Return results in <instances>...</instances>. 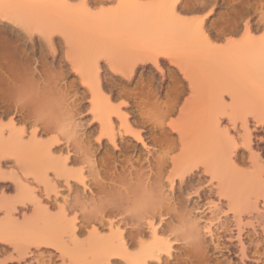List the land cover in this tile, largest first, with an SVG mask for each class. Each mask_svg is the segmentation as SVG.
I'll list each match as a JSON object with an SVG mask.
<instances>
[{
	"label": "rangeland",
	"instance_id": "1",
	"mask_svg": "<svg viewBox=\"0 0 264 264\" xmlns=\"http://www.w3.org/2000/svg\"><path fill=\"white\" fill-rule=\"evenodd\" d=\"M101 1L100 3L95 0H0L1 12H5V14L13 16L14 18L21 17V20L18 19L20 22L24 23L22 24V26H24L23 28L25 29L28 27L24 32V29L19 30V27L16 25L14 26L11 24L12 27H10L8 24L1 23L0 21V33L3 35L0 36V50L3 51V48L8 45L9 48L7 46V49L10 51L12 50L11 52L16 53L18 50V54L16 53L18 62L21 61L22 63H26L28 61V66L26 68L20 67L17 71L14 70V79L12 78L13 75L10 76V82L12 80L11 83H18L19 80L21 82L22 79L21 83L28 80L29 86H31L30 84L32 83L34 86L36 85V88L33 86L35 88L34 92L30 91L31 88L28 89L27 92H25V90L23 92L22 87L21 90L18 91L22 94L16 95L18 92L14 94L11 89V91L8 92V87L3 86L4 88H1L2 84L0 83V136H3L0 138L2 139L0 140V145L5 141H8V143L10 141L13 142L12 145L10 143V147L7 143L6 146L12 150L11 152L14 155V157H8V160L0 159V213H2V215H0V244L4 246L0 248V264L103 263L104 261L102 262V258L99 256L95 258V254V256L90 254V252H95L93 247L96 249V245L98 247L100 245V242H97L100 241L97 240L98 237L96 236V238H94L90 235L92 233L91 230L96 227L99 228L98 235L102 233L99 237L103 234V238L105 236L108 237L111 232L109 229L110 224H107V228H100L98 224H91L88 228V230L91 231L90 235L86 232L84 234L79 233V240H77L76 238L78 237H76L72 231V227L75 224H68V222L64 221L59 212L58 205L50 206L48 203L50 199L47 200L46 198L45 200L47 196L44 195H49L52 199H58V203H63L67 198H74L78 191L75 189L69 190L70 187L65 183L67 179L72 181L71 184L77 182L82 189H80L81 192L83 191L84 187L82 186L84 185L78 180L80 179L79 169L85 165L80 163H67L64 161L68 153L67 151L69 150L66 145L69 146L68 144L73 141H71V139H74L71 143L73 144L81 139L78 137H84L85 134L87 135V133H89V135H91L92 144H95L93 147L91 146L92 149L90 153L95 155L97 160L103 157L106 149H99V145L96 144V140L101 134L100 123L96 120V115L103 116V119L104 117L106 118V116H108V118L110 116L111 122H113L110 123L112 127H115L113 131L116 129L114 131L116 133L118 130H124L120 118L116 113L130 114L132 116V112L135 110L133 104L131 103L130 105L129 103V99L133 97L132 95L137 96L136 99L140 98L138 100L141 101L144 98L147 99V96L149 98L150 95V98L155 97L157 93L156 95H158V97L161 96V101L166 102L168 99L167 97L172 98V95H174L173 91H175L176 88L180 89V87V90H184L186 93L183 94L177 106L179 110L177 111L176 109L167 119V123L170 125L167 131L170 137L177 141V149L171 154L176 166L171 164L169 170L172 171L176 168L174 173H180V171H183V168L186 170L187 167L190 168L192 165L196 164L214 170L218 177V180H214V183L212 182L213 186L210 185L211 175H208L202 180V185H196L198 178L189 182V187L185 188L186 192L185 190L183 192L185 197H190V194H194L198 188L200 190V188L203 189L206 187L208 191L202 193L201 199H197L198 197L195 194L196 197L192 195L194 198L191 203L187 202V211L193 213L190 215L187 214L186 218L188 219V216L194 215L192 219L195 223L192 222L190 226H194L195 230L199 232L198 234L200 237L198 235V238L201 241L203 240V243L205 242V248L207 247L205 255L207 259L212 260L213 263L224 264L226 260L227 264H236V259L239 255L237 251L239 245L232 237L238 236L240 245H242L244 249V264H264V149H261L258 143L264 142V134H262V132H264V124H258V120H255L264 119V40L259 37L260 35H264V0H191V2L190 0H181V4H183V7L185 6V11L188 10L187 12L193 13V15L184 16L175 11V15H173L174 13L171 15L170 11L169 14L166 15L161 12L163 13L162 20H160L161 14L159 15V19L158 13H155L157 10L154 11L157 7L153 9L149 7L150 3L152 4V2L157 0ZM121 1L124 3L127 2L128 8L131 9V12L133 10V13L138 10H135L136 7L134 8L133 4L136 6L139 4L142 5V7L148 4V9H146L147 11H151L148 15L152 13L154 18L156 16L158 17V20H153H156L155 22L158 23L155 24L157 28L150 24L151 22L147 19V15H143V17L146 18L144 23L142 22L144 18L141 17L142 15L139 16V14H127V16L125 15L127 20L122 19L126 18L120 14L123 12L122 10L118 13V15H120L119 19L117 18V20H115V16L120 9H118L116 15H112V11H116V8L107 7V5L113 3L119 5L123 4ZM195 1H198L197 4L199 7L196 5ZM156 4H158V2H155L154 6H156ZM92 5L99 6V10H93ZM124 5H126V3ZM221 5H223L224 10L220 12L216 19L211 20L215 9L219 8ZM210 6L211 8L207 13L200 14L201 10L209 8ZM122 8H124V6ZM128 8L125 9L127 13L129 12V10H127ZM190 8L191 10H189ZM143 9L144 8H142V10ZM17 11L19 13H17ZM140 11H138V13ZM105 12L106 14L109 13V15L112 12L110 16L113 17V21H111L110 18L107 22L108 25H106L108 18H106V21L103 18L105 16L108 17V14L101 16L105 14ZM135 15H137V18L134 17ZM138 16L141 17L140 19L142 20L138 21ZM151 17L150 20L152 21ZM100 20H102L101 22L104 24L101 23L98 28L96 24H98ZM164 20L165 22H163ZM209 20H211V24H209ZM136 22L137 24L135 26ZM139 22L141 25L138 24ZM160 22H162V24H160ZM241 22L245 25V31L241 33L240 39L233 37L223 43L219 42L220 37H223L222 35L226 36L229 33L239 32ZM131 23H134V26ZM102 24L104 27H101ZM144 24H147V27ZM163 24H165L164 26L168 24L169 29L168 26L165 27L166 29L164 26L161 27ZM202 26H204L203 28L205 31ZM224 26L225 30L222 28ZM31 27L33 28L32 31ZM134 27H138V29ZM151 27L152 31L150 30ZM230 27L231 29L229 30L228 28ZM36 28L37 31L35 30ZM163 28L165 31L171 30V33L168 31L170 35L168 34L166 36L167 32H162L164 30ZM153 29L156 30L153 31ZM158 29H160V33L163 34H157L160 31ZM253 29L255 30L253 31ZM222 30H224V34H218ZM27 31H29V33ZM155 31L158 32L154 33V36L153 32ZM41 32L51 33L48 36L53 37L50 41L51 43L47 36L45 39V36L41 37ZM164 33L166 34L164 35ZM213 33H216V38H213ZM31 34L33 36H31ZM62 34L66 35L68 38L70 37L69 39H71V42L69 40L68 43H65ZM156 35L158 36L156 37ZM57 36H59V39L56 41ZM4 37L11 43L4 40ZM42 38L44 40H42ZM157 48H163L161 50L167 49L168 54H172V57L177 55L175 56L177 60L180 58V62L184 63L183 66L186 69V73L188 76L190 75L192 77L191 81H193V83L189 84L190 86L188 85L189 80L185 75L177 71L178 69L176 67L174 68L169 60H162L159 65L161 68L155 67L161 70L162 79L157 78L156 73L152 70V64L143 67H140V64H138L139 66L135 67V71L133 75H131L129 81L125 76L121 78V75H116L109 69L112 61L113 65L115 63L118 66L114 65L118 71L121 70L129 74L131 71L129 68L135 66L134 61L136 59L138 60L146 56V54L153 50V52L161 53ZM1 51L0 54H2ZM151 54L152 52L148 55L150 56ZM175 57L174 59L176 60ZM1 58L2 56L0 55V63L2 62ZM71 59L78 62L77 66L79 68L77 69H81V71L84 70V80L81 79L79 75L80 72L79 74L77 73L79 70L75 69L74 71L72 65L75 64V61L74 64L71 65ZM96 59H100L99 66L95 64ZM165 64H167L166 72L164 71ZM185 64L188 65L187 68H189V71H187ZM29 66H31V68ZM96 68H98V72ZM20 70H22L23 73ZM27 71L29 73L26 76ZM0 72L3 74L1 69ZM137 72H139V76H137ZM15 73L18 75L17 77ZM19 73H21V75ZM2 74H0L1 78ZM124 75L126 74L124 73ZM174 77H177V80H175ZM181 77L184 80L181 79ZM97 80H99V82L101 80L100 85L102 87H98L99 90L96 85ZM86 81H90L91 83H89L92 87L96 81L93 90ZM179 83H181V86L178 85ZM173 87H175V89ZM27 88L28 87H26V89ZM94 88L97 90L95 91ZM5 89L7 92L4 91ZM42 89L45 91V97L43 96V98L46 100L48 99L49 103L42 98L41 95L44 93ZM170 89L174 90L172 91ZM35 90L36 92L38 90V94ZM91 91L95 92L92 93ZM2 92H4V94ZM34 93L37 94L38 99H40V101L36 99L34 102L37 103V105L41 104L42 107L37 106L33 102L34 99L32 100V97L37 98ZM41 98L44 100L42 103H46L45 105L44 103H40L42 100ZM28 102L36 105L35 109H37L33 112L37 117V114H39L43 119L49 121L47 122L52 126L51 133L50 131L46 132L47 134L38 132L35 138L32 136L34 133L33 131H36L38 127L27 119L28 115H30V111L28 112L29 106H26L27 109L25 108L26 110H24V114L27 115V117L24 115L21 117L20 114H16L17 112L15 110L16 105L19 103L25 104ZM127 103L132 107H128ZM39 107L41 108L38 110ZM42 115L44 117L46 116V118ZM216 117L220 120V129H218V126H215V122H213L214 124L212 123ZM142 120L141 117L137 116L136 118H131L130 122L136 131L139 130L142 133V137L145 139L148 146L154 147L148 137H159L160 132H152L150 126H148V128L142 127L141 122H139ZM226 120L228 123H225ZM94 121L95 126L92 127ZM105 121L108 122L107 119ZM135 121L137 123L134 126ZM15 124L17 126H15ZM229 124L231 127H229ZM88 126L90 127L88 128ZM214 126L217 127L218 130H216ZM23 127H25L24 130L26 131H24L25 134L23 133L24 135H22L21 140L18 138V134L16 135L13 131L12 134L11 130L12 128L14 130H19L18 128L23 129ZM108 128L110 127L106 126V129ZM214 129L216 130L215 132H219H213ZM122 132L123 131H121V133ZM232 133H235V135H231ZM82 134L84 136H82ZM214 134H217V138L214 137ZM12 135L16 136L12 138L10 137ZM31 137H33L32 141H30L32 139ZM77 138L78 140H76ZM213 138L219 141L217 142L214 140L216 142L214 143L212 140ZM53 139L61 140L62 145L59 144L60 146L57 147L56 145L58 144H53L54 150L50 153L52 155L51 157L46 149H48L49 144L54 142ZM120 140L121 139H118V143L121 145L138 144V154L142 150L143 154L142 152L140 154H146L147 156L149 149L145 148V146L143 147V144L138 140H134L132 137L131 139H127L126 142ZM210 140L212 144H209ZM22 141L25 145H22ZM32 143L37 145L41 144L43 147L39 146V148L36 149L38 146H32ZM45 145L48 146L46 149L44 147ZM33 147L36 148L34 149ZM155 148L156 147H154V149ZM154 149L152 151H154ZM73 150L74 149H72V153L75 151ZM96 150L98 151L96 152ZM233 150L235 152L232 154ZM117 155H119V157L121 156V159H124L121 152H117ZM149 155L150 154H148V156ZM155 155L159 156L160 152H156ZM46 170H48V172ZM86 170L87 169L84 170L85 172L83 171V177L86 178L85 181H88L87 179L90 173ZM43 173H46V175ZM48 174L50 175L48 176ZM168 174L166 177H169ZM44 176L45 178H43ZM228 178H230V181L231 178L232 180H236V182L239 181L236 189L234 188V191L236 190V197L233 192L231 195L233 200H236L233 201L235 202L234 207H229V199L218 193L220 189L223 190L224 193L229 191L232 184L228 186V181L226 182ZM178 182L179 181H177V183ZM169 184L165 183L164 185L165 195L168 194L172 196L173 191H170L172 189L169 188L171 187ZM190 184L191 186L193 185L191 188ZM88 189L89 188H87L86 191L90 193ZM210 189L214 191L211 193L209 191ZM48 192H50V194ZM237 197H239V200ZM246 197H249V200ZM37 199L39 203H37ZM197 200L200 203L194 205V202ZM45 206L46 208L48 207L47 209L50 208V211L47 210V212L46 208L44 210L43 207ZM178 213L180 214V211ZM50 214L52 216H50ZM73 216L74 212H71L68 215V219ZM164 217L166 216L164 215ZM166 218H168V216ZM192 219L191 221H193ZM167 222H171L172 224L169 223L166 225L160 224L159 221L155 222V228H158L157 239H160V241L158 240L160 244L155 241L156 245L155 243L154 245L156 247L155 250H160V253L164 251V253L161 254L162 262L157 263V261L149 260L148 264L154 262L155 264H189L188 258L185 256V249L188 246L187 242H191V240H184V236L187 234V227H189L188 224H181L172 219L167 220ZM143 225L144 224H142L141 228L144 230L143 234L145 235H143V238H145L146 242L144 239L143 241L147 243V246L149 243L150 246L154 241L153 237L151 238L152 231L148 224H145L146 226ZM116 226L118 225L116 224ZM208 228H210L211 234L216 239L218 238V244L223 245V247L219 248L220 255H217L211 249ZM46 235L54 239L55 243L58 241L57 244H61L65 248L67 254L63 256L57 249L55 251H50L49 249L51 247L37 250L35 246H33V248L32 245L29 244L32 240L38 239L37 237H47ZM187 236L188 235H186V238ZM102 237H100V239ZM82 239L84 241L83 243H86V241L90 242V244L89 242L87 244V246H89L86 247V249H88L85 251L86 255H88L86 258L78 256L77 253L78 251L84 250L81 249V244H83L81 241ZM91 239L93 242H91ZM27 240L28 242H25ZM167 240H169L172 246L171 256L164 250L166 247L164 244ZM16 242L17 245L23 242V245H20V247L16 246ZM93 243H95V245ZM27 244L31 246L30 249L23 250L28 246ZM21 247L24 248L22 249ZM151 247L154 248L153 245ZM161 247L163 249L162 251L159 249ZM14 248H16L18 252L15 251ZM19 249L22 251H19ZM51 249L55 248L52 247ZM30 250L31 252L27 253V251ZM130 251L136 253L138 247L131 248ZM20 252H23V254ZM26 253L27 255H25ZM57 253H59V255H57ZM88 253L91 256H89ZM86 255L84 253V256ZM97 258L99 260H97ZM108 264L127 263L124 261L120 263L112 261ZM128 264L135 263L128 262Z\"/></svg>",
	"mask_w": 264,
	"mask_h": 264
},
{
	"label": "bare ground",
	"instance_id": "2",
	"mask_svg": "<svg viewBox=\"0 0 264 264\" xmlns=\"http://www.w3.org/2000/svg\"><path fill=\"white\" fill-rule=\"evenodd\" d=\"M95 1H98V2H102L101 0H95ZM104 1V0H103ZM109 1H111V0H109ZM104 2H106V1H104ZM121 2H123V1H121ZM157 3L158 2V4H156V5H160V4H162V3H170V4H172L173 5V7H169L168 9H165V8H162V7H157L156 9H154V11L155 10H157V12L155 11V13L157 14L158 13V16L161 14V19H160V16H159V19L160 20H162V15H163V13L164 14H166V15H168L169 14V11H170V14L172 15L173 13V15H175L176 13L174 12L175 11V5L176 4H181L182 2H181V0H157V1H154V2H152V4L150 3L149 4V7H151L152 9L153 8H155L156 6H154V3ZM190 2H191V0H190ZM196 2V5L198 6V1H195ZM126 3V5H124ZM123 2V4H120L121 5V8L124 6V8H116V11H112L111 13H112V15H116V12L118 11V9H120L118 12H117V15H118V13H120L121 12V10L124 12H121L120 14L122 15V16H127V14H139V16H141V17H143V15L144 16H148L147 17V19L151 22L150 24H152L155 28H157V26L155 25V24H158V23H156L155 21H153L154 19H157L158 17L156 16L155 18H154V16H153V14L151 13V15H148L149 14V12H151V11H147V9H148V4L147 5H144V7H142V5H140L142 8H144V9H146V10H144L145 11V13H144V11L142 10V8L140 9L139 7H137L136 5H134L133 4V6H134V8L136 7V9L135 10H137V11H135V13H133L134 11L132 10V12H131V9H129L128 8V3L127 2ZM202 3V2H201ZM194 4V3H193ZM205 4V3H204ZM201 5V4H200ZM146 6V7H145ZM153 6V7H152ZM186 6H187V4H186ZM185 7V6H184ZM190 7V6H189ZM188 7V8H189ZM194 7H195V5H194ZM199 7V6H198ZM264 7V6H263ZM126 8H128L127 10H129V12H131V13H127V12H125L126 10ZM187 8V7H186ZM142 10V11H140V10ZM150 9V8H149ZM152 9H150V10H152ZM158 9H160V10H158ZM193 9V8H192ZM196 9V8H195ZM115 10V9H114ZM165 10V11H164ZM168 10V11H167ZM189 10H191V8L189 9ZM19 11V10H18ZM17 11V13H19ZM103 11V10H102ZM138 11H140L139 13H138ZM159 11V12H158ZM172 11V12H171ZM186 11H188V10H186ZM193 11V10H192ZM104 12V11H103ZM141 12H143V13H141ZM161 12H163V13H161ZM194 12V11H193ZM16 13V14H17ZM111 13H110V15H111ZM103 14V13H102ZM108 14V15H107ZM106 14V12H105V14H103V15H101V16H104V15H107L108 17H103L104 19H105V21H106V18H108L107 19V21H106V25H108V21L110 20V18H111V21H113V17H111L110 15H109V13H107ZM19 15V14H18ZM116 15V16H117ZM129 15H128V17H129ZM100 16V17H101ZM110 16V17H109ZM115 16V20H117V18L119 19V17H120V15H118L117 17ZM125 16V17H126ZM137 15H135L134 17H136ZM138 16V21H140V20H142V19H140L141 17H139ZM153 18H152V17ZM100 17H99V19H100ZM150 17H151V19H152V21L150 20ZM19 18V17H18ZM17 17H13V16H10V15H8V14H5V12L3 13V12H1V10H0V21H1V23H6V24H8V22H11V24H13L14 26L16 25V26H18L19 27V30L20 29H24L23 27L24 26H22V24H24V23H22V22H20V20L18 19ZM137 18V17H136ZM144 18V20L142 21L143 23H144V21H146V18L145 17H143ZM163 18H164V16H163ZM98 19V20H99ZM102 19V18H101ZM122 19H124V20H127V17L126 18H122ZM235 19V18H234ZM158 20V19H157ZM102 20H100V22L98 23V22H96V23H98V24H96V25H98V28L100 27V25H101V23H103V22H101ZM104 21V20H103ZM149 21H147V22H149ZM204 21V20H203ZM147 22H145V23H147ZM155 22V23H154ZM158 22V21H157ZM163 22H165V20L163 21ZM143 23H142V25H143ZM154 23V24H153ZM201 23V22H200ZM227 23V22H226ZM104 24V23H103ZM103 24H102V26L101 27H104L103 26ZM132 24V23H131ZM136 24H137V22L135 23V26H136ZM138 24H140V22L138 23ZM160 24H162V22H160ZM166 24V23H165ZM165 24H163L161 27H163ZM202 24V23H201ZM200 24V25H201ZM204 24V23H203ZM222 24V23H221ZM36 25V24H35ZM105 25V26H106ZM133 26H134V23L132 24ZM131 25V26H132ZM141 25V24H140ZM146 27H147V24H144ZM151 25V26H152ZM205 25V24H204ZM226 25V24H225ZM228 25V24H227ZM231 25H233V24H231ZM234 25H235V23H234ZM237 25V24H236ZM32 26V25H31ZM39 26H40V24H39ZM42 26V25H41ZM148 26H150V25H148ZM152 26V27H153ZM159 26V25H158ZM167 26H168V24H167ZM167 26H164V28L165 27H167ZM230 26V25H229ZM228 26V27H229ZM44 27V26H43ZM42 27V28H43ZM152 27H151V31H152ZM161 27H160V29H161ZM204 26H202V28H203ZM234 27V26H233ZM28 27H26L25 29H27ZM132 28V27H131ZM134 28H136V27H134ZM148 28H150V27H148ZM163 28V29H164ZM223 29L225 28V26L224 27H222ZM221 28V29H222ZM24 29V32L26 31ZM32 27H31V31H32ZM40 29V28H39ZM136 29H138V27L136 28ZM160 29H158V30H160ZM166 29V28H165ZM165 29L162 31V32H164L165 31ZM168 29H169V26H168ZM204 29V28H203ZM202 29V30H203ZM227 29V28H226ZM229 30L231 29V27L230 28H228ZM234 29H235V27H234ZM237 29V28H236ZM36 31H37V28L35 29ZM45 30V29H44ZM43 30V31H44ZM48 30V29H47ZM154 30H156V29H153V31ZM219 30V29H218ZM225 30V29H224ZM224 30H222V31H220V33H218V34H224ZM66 31V30H65ZM168 31L171 33V30H167V31H165V32H167V34L166 33H164V35L166 34V36L169 34L168 33ZM204 31H205V29H204ZM20 32V31H19ZM28 33H29V31H27ZM26 32V33H27ZM40 32V31H39ZM45 32V31H44ZM44 32H41L40 34H41V37L42 36H45L44 37V39L46 38V36H47V38L49 39V42L53 39V37H48L50 34H48V33H44ZM48 32V31H47ZM158 31H155V32H153V34L154 33H157ZM161 32V30L159 31V33H157V34H163V33H160ZM27 33V34H28ZM31 33V32H30ZM34 33V32H33ZM32 33V34H33ZM54 33V32H53ZM61 33V32H60ZM59 33V34H60ZM225 33H227V32H225ZM1 34V33H0ZM20 34V33H19ZM26 34V35H27ZM31 34V36H33ZM48 34V35H47ZM56 34V33H55ZM207 34V33H206ZM21 35V34H20ZM57 35V34H56ZM159 35V36H160ZM163 35V36H164ZM170 35V34H169ZM202 35H204V34H202ZM0 36H3L2 34L0 35ZM28 36V35H27ZM39 36V35H38ZM52 36H53V34H52ZM62 36H64V41H65V43H68L69 42V40H70V42H71V39H69L66 35H64V34H62ZM61 36V37H62ZM154 36H155V34H154ZM158 35H156V37H157ZM211 36V35H210ZM218 36V35H217ZM220 36V35H219ZM222 36H224V35H222ZM6 37V36H5ZM4 37V38H5ZM55 37V36H54ZM1 38V37H0ZM3 38V39H4ZM9 38V37H8ZM23 38V37H22ZM33 38V37H32ZM161 38H163V37H161ZM43 38H42V40H44ZM48 39H47V41H48ZM164 39V38H163ZM4 40H7V41H9L7 38H5ZM41 40V41H42ZM10 42V41H9ZM8 42V43H9ZM0 43H1V41H0ZM3 43V42H2ZM11 43V42H10ZM46 43V42H45ZM51 43V42H50ZM4 44V43H3ZM6 44V43H5ZM160 44V43H159ZM69 45H70V43H69ZM69 45H66V46H69ZM8 46V45H7ZM7 46L6 47H4L3 48V51H1V53L2 54H0L1 56H2V62L0 63L1 65H0V69L3 71V74L0 72V74H2V78L0 77V79H1V84H2V87L1 88H4L3 86H7L8 87V92L9 91H13L14 92V94L16 93V92H18L19 90H21V88L23 87V92H24V90H25V92H27L28 91V89H30L31 88V90L30 91H33L34 92V89L36 88V85L34 86V84L32 83V84H30L31 86H29V84H28V80L27 81H23L24 83H21L22 82V79H21V82H20V80H19V82L17 83V82H15L16 84H18V85H16L14 82L13 83H11L12 82V80H11V82H10V76H12V78L14 79V70H16L17 71V69H19L20 67H27L28 66V61L26 62V63H24V65H23V63L20 61V62H18V60H17V55H16V53H17V51H16V53H14V52H11L10 50H8L7 49ZM52 46H53V44H52ZM3 47V46H2ZM47 47H50V46H47ZM54 47V46H53ZM1 48V47H0ZM8 48H9V46H8ZM17 48V47H16ZM51 48V47H50ZM12 49V48H11ZM53 49V48H52ZM158 49V48H157ZM161 49H163V48H161ZM161 49H158V51L160 50V52L161 53H159V52H153V51H151L152 52V54L149 56L148 54H150L151 52H149L148 54H146V56H143L142 58H139L138 60L136 59L135 61H134V65L135 66H133L132 68L130 67L129 68V70L131 69V71L129 72V70H128V72H129V74L127 73V72H123V71H121V70H119L120 71V73H119V71L117 70V68L114 66V65H116L115 63H114V65H113V62L111 61V63H110V66H109V69L114 73V74H116V75H121L120 77L122 78V76H125L127 79H128V81L130 80V77H131V75H133V73H134V71H135V67L136 66H139L138 64H140V67H143V66H148V65H150V64H152L153 66H157V67H160L159 65H160V63H161V61L162 60H169V62L171 63V65H173L174 66V68L176 67L178 70L177 71H180L181 73H183V75H185V77L189 80V83H188V85L189 84H191V83H193V81H191L192 80V77L190 76V78H189V76H188V74L186 73V69H185V67L183 66V64L184 63H181L180 61L181 60H177V58L175 57V56H177V55H175L174 57L176 58V60L174 59V57H172V54H168V52H167V49H164V50H161ZM156 50V49H155ZM52 51V50H51ZM165 51V52H164ZM169 51V50H168ZM54 52V51H53ZM57 52V51H56ZM163 52V53H162ZM170 52V51H169ZM18 54V53H17ZM21 55V54H20ZM145 55V54H144ZM148 55V56H147ZM262 55V54H261ZM20 57V56H19ZM179 57V56H178ZM21 58V57H20ZM20 60V59H19ZM72 61H71V65L72 64H74V61L75 60H73V59H71ZM99 60L100 59H96V61H95V64L97 65V66H99L98 64H99ZM67 61H69V60H67ZM66 61V62H67ZM70 62V61H69ZM73 62V63H72ZM179 62H180V64H182V65H180L179 64ZM22 63V64H21ZM67 64V63H66ZM75 64H76V68H75ZM75 64L74 65H72V67H74V71H75V69H77V68H79L78 66H77V64H78V62H76L75 61ZM133 64V63H132ZM131 64V65H132ZM23 65V66H22ZM70 65V66H71ZM186 65V64H185ZM95 66V65H94ZM117 66V65H116ZM187 66L188 65H186V68H187ZM30 68H31V66H29ZM118 67V66H117ZM22 68V69H23ZM99 68V67H98ZM98 68H96V71L98 70ZM161 68V67H160ZM95 69V68H94ZM119 69V68H118ZM159 69V68H158ZM26 70V69H25ZM37 70V69H36ZM35 70V72H37ZM77 70H79V69H77ZM137 70V69H136ZM176 70V69H175ZM21 72H22V70H20ZM176 71V72H177ZM187 71H189V68H187ZM6 72H7V74H6ZM79 72H80V74H79ZM84 70L83 71H81V69L77 72L80 76H81V79H85V76H84ZM98 72V71H97ZM121 72H123V73H121ZM173 72V71H172ZM175 72V73H176ZM18 73V72H17ZM23 73V72H22ZM28 71H27V74H26V76L28 75ZM75 73V72H74ZM95 73V72H94ZM124 73L126 74V75H124ZM16 74V73H15ZM20 75H21V73H19ZM25 74V73H24ZM32 74V73H31ZM31 74H29V75H31ZM34 74V73H33ZM37 74H38V72H37ZM99 74V73H98ZM19 75V76H20ZM23 75V74H22ZM35 75V74H34ZM33 75V76H34ZM178 75H179V73H178ZM177 75V76H178ZM182 75V74H181ZM16 77L18 76L17 74L15 75ZM79 76V77H80ZM87 76V75H86ZM25 77V76H24ZM23 77V78H24ZM29 77V76H28ZM39 77V76H38ZM40 77H41V75H40ZM98 77V76H97ZM34 78H35V76H34ZM99 78V77H98ZM98 78H95V79H98ZM125 78V79H126ZM175 78V77H174ZM17 79V78H16ZM28 79H30V78H28ZM83 79V80H84ZM175 80H177V77L175 78ZM184 80V79H183ZM188 80H187V82H188ZM31 82H32V80H31ZM34 82H35V80H34ZM40 82V81H39ZM87 82V81H86ZM85 82V83H86ZM90 82V81H89ZM89 82H87V83H89ZM96 82V81H95ZM95 82H94V84H95ZM185 82H186V80H185ZM84 83V82H83ZM91 83V82H90ZM89 83V84H90ZM100 83H101V80H100V82H99V80H97V82H96V85H97V88L99 87V88H101L102 86L100 85ZM94 84H93V87H94ZM38 85V84H37ZM40 85V84H39ZM86 85V84H85ZM178 85H180L181 86V83H179ZM193 85V84H192ZM1 86V85H0ZM35 88H34V87ZM89 86H91L90 88L93 90V87H92V85L90 84ZM179 86V87H180ZM190 86V85H189ZM26 87H28L27 89H26ZM43 87V86H42ZM177 87V86H176ZM178 87V88H179ZM195 87V86H194ZM1 88H0V90H1ZM33 88V89H32ZM38 88V87H37ZM44 88V87H43ZM96 88V87H95ZM95 88H94V90H95ZM99 88H98V90H99ZM174 89H175V87H173ZM184 88V87H183ZM6 89L4 90L5 92H7L6 91ZM11 89V90H10ZM48 89V88H47ZM173 89V90H174ZM180 89H181V87H180ZM180 89H177L176 88V90L175 91H173L172 89H170V90H172L173 92H174V95H172L173 97L172 98H169V97H167L168 99H167V101L166 102H163V101H161V99H160V97H158V95H156L155 94V97H152V98H150L151 97V95H150V97L148 98V96L146 97L147 99H143V98H141V99H143V100H138V99H140V98H138V99H136V97L137 96H134V95H132L133 97L131 98V99H129L130 100V105H131V103L133 104V108L135 109L133 112H132V116L130 115V114H121V113H116V115L120 118V122L122 123V128L124 129V130H121V131H123L122 133H121V131H119L118 130V132H114L116 129H114V131H113V128H115V127H112V124L111 123H113V122H111L112 120H111V117L109 116V118H108V116H106V118L104 117V119L106 120H108V122H106L102 117L103 116H100V115H96L95 117H96V120H98L99 121V123H100V129H101V134H100V136L98 137V139L96 140V144H98L99 145V149H106V151H105V153L103 154V157H101L99 160H97L96 158H95V155H92L90 152H91V146L93 147L94 145L92 144V140H91V135H89V133H87V135L85 134V136L82 134V136H84V137H78L80 140L79 141H77V142H74L73 144H71L73 141H74V139H71V145L70 144H68L69 146H67L66 145V147L69 149L67 152V155H66V158H65V160L64 161H66L67 163L69 162V163H80V164H83V165H85V166H82L80 169H79V176H80V179L78 180V181H80V182H82V184L84 185V186H82V187H84L83 188V191L81 192V188H80V186L77 184V182H75V183H73V184H71V182L72 181H70L69 179H67L66 180V184H67V186H69L70 187V189L69 190H73V189H75V190H77L78 192H77V195L74 197V198H71V199H65L64 201H63V203H58V199H52L51 198V196H49V195H44V196H47V197H45V200H46V198H47V200H49L50 202H48L49 204H50V206H57L58 205V209H59V212L61 213V215H62V219L64 220V221H66V222H68V224H75L72 228V231H73V234H75L76 235V237H78V238H76L77 240H79V236H78V234L80 233V234H84L85 232L86 233H88L89 235H90V233H91V231H92V233H91V237L93 236L94 238H96V236L99 238H97V240H100V241H97L96 239V241L100 244L99 245V247L96 245V249H95V247H93L94 248V250H95V252L93 253H91L90 252V254L93 256L94 254L96 255H94L95 256V258L96 257H100V258H102L101 260H102V262L103 263H99V264H108V263H111L112 261H115V262H118V263H120V262H126L127 264H128V262L129 263H135V264H148V261L150 260V261H157V263H159V262H162L161 261V259H162V257H161V254L162 253H164V251L163 252H161L160 253V250H155V245H156V243H155V241H157V242H159L160 241V239L158 238L157 239V229L158 228H155V222L157 221H159L160 222V224H166V225H168L169 223L170 224H172L171 222H167V220H176V221H178L179 223H181V224H188V226L189 227H187V226H185V227H187V234L186 235H188L187 236V238H186V235L184 236V240L186 241H189L188 239H190L191 240V242L189 241V242H187V244H188V246H187V248L185 249V256L188 258V261H189V264H215V263H213V261L212 260H210V259H207V257H206V248H205V246H204V244H205V242L203 243V240L201 241L199 238H198V233L199 232H197L196 230H195V227L194 226H190V224H192V222H194V220L192 219V216L194 217V215H192V216H188L189 218L187 219L186 218V215L187 214H192L193 212H191V213H189L188 211H187V206H188V204H187V202H190L191 203V201L193 200V198H194V196L196 195L198 198L197 199H201L202 197H201V195H202V193H204V192H207L208 191V188H206V187H204L203 189L202 188H200V190H199V188L197 189V191L194 193V194H190V197H185L184 196V190H185V188H187V187H189V182L190 181H193V180H195L196 178H198V181H197V183H196V185L198 186V185H202L203 183H202V180H204V178L205 177H207L208 175H211V181H210V185H212L214 182V180H218V177L216 176V172L214 171V170H212V169H210V168H208V167H202L201 165H192V167H190V168H188L187 167V169L186 170H184L185 168H183V171H180V173H174V171L176 170V168L175 169H173L172 171H170L169 170V168H170V165L171 164H174L175 162H174V159H173V157L171 156V154L177 149V141H175L174 139H172L171 137H170V135H169V132L167 131V128H168V126H170L168 123H167V119L169 118V116H171L174 112H175V110L177 109V106L179 105V102H180V100H181V97L183 96V94L184 93H186L184 90H180ZM43 90V89H42ZM44 90L46 91V89L44 88ZM43 90V92L44 93H42V98H43V96L45 97V91ZM51 90V89H50ZM97 90V89H96ZM95 90V91H96ZM40 91H41V89H40ZM39 91V92H40ZM95 91H91L92 93H94ZM12 92V93H13ZM35 92H36V90H35ZM42 92V91H41ZM40 92V93H41ZM171 92V91H170ZM3 94H4V92H2ZM1 93V94H2ZM11 93V92H10ZM21 93V92H20ZM19 92L18 93H16V95L18 94H20ZM37 94H38V90H37V92H36ZM47 93H48V91H47ZM155 93V92H154ZM8 94V93H7ZM6 94V95H7ZM22 94V93H21ZM35 94V93H34ZM37 94H35V96L37 97V98H33L32 97V100H33V102L37 99V100H39L40 101V99H38V96H37ZM153 94V93H152ZM6 95H4V96H6ZM48 95V94H47ZM154 96V95H153ZM13 97V96H12ZM47 97V96H46ZM135 97V98H134ZM145 97V96H144ZM41 98V99H42ZM43 99H45V98H43ZM41 100V102L40 103H42V101H44V100ZM46 100V99H45ZM84 100V99H83ZM47 101V103H49V101H48V99L46 100ZM38 102V101H37ZM51 102V101H50ZM31 102H28V103H25V104H21V103H17L18 105H16V107H15V110H16V114H20L21 115V117H23V115L24 116H26L27 117V115H25L24 114V110H26L27 108H26V106H29V110H28V112H29V114L30 115H28V117H27V119H28V121L29 122H32V124L33 125H35V126H37L38 128H37V130L36 131H33L34 133H33V137L35 138V136L36 135H38V132H44V134H47L46 132H49L50 131V133H51V128H52V126H50L49 125V121L46 119H43L39 114H37L38 115V117L35 115V111H36V109H35V107H36V105H37V103H35V104H30ZM44 103V105L46 104L45 102H43ZM42 103V104H43ZM38 104H39V102H38ZM82 104V103H81ZM94 104V103H93ZM128 104V103H127ZM43 105V106H44ZM129 104H128V107H132V106H130ZM37 106H41V104L40 105H37ZM14 107V106H13ZM42 107V106H41ZM41 107H39L38 108V110L41 108ZM45 107V106H44ZM82 107V106H81ZM26 108V109H25ZM10 109V108H9ZM48 109V108H47ZM35 110V111H34ZM120 110V109H119ZM34 111V112H33ZM140 112V113H139ZM114 113V114H115ZM41 118H40V117ZM43 116V115H42ZM141 117V120L142 121H139V122H141V126L142 127H144V128H148V126H150L151 127V131L152 132H155V133H157V132H160V136L159 137H153V136H149L148 138H149V140H150V142H152L153 143V146L154 147H156L155 149H154V147H151V146H148V144H147V142L145 141V139H143V137H142V133L138 130V131H136V129H134L133 128V126L131 125V122H130V119L131 118H136V117ZM44 117V116H43ZM256 117V116H255ZM44 118H46V116L44 117ZM256 118H258V117H256ZM22 119H25V118H22ZM20 120V119H19ZM255 120H258L257 121V123L258 124H260L261 123V125L262 124H264L263 122H264V119H255ZM48 121V122H47ZM220 120H219V118L217 119V117L215 118V120L214 121H212V123L213 122H215V126H218V129H220V126H219V124H220V122H219ZM246 121V120H245ZM19 122V121H18ZM111 122V123H110ZM15 123V122H14ZM26 123V122H25ZM137 122L135 121L134 122V126H135V124H136ZM51 124V123H50ZM93 124V125H92ZM91 125H92V127H94L95 126V121L92 123ZM214 124V123H213ZM212 124V125H213ZM15 126H17L16 124H15ZM106 126H109L110 128H108V129H106ZM214 126V127H215ZM11 127V126H10ZM90 126H88V128H89ZM122 128H120V129H122ZM172 128H174V127H172ZM216 128V130H218L217 129V127H215ZM10 129V128H9ZM19 130H17V129H13L12 128V130H11V132L13 131L14 133H16V135L18 136V138L19 139H21L22 140V135H24L25 133H24V131H26V130H24L25 129V127H23V129H20V128H18ZM215 129L213 130V132H215L216 131ZM3 131V130H2ZM5 131V130H4ZM10 131V130H9ZM54 131V130H53ZM52 131V132H53ZM145 131V130H144ZM13 132H12V134H13ZM86 132V131H85ZM146 132V131H145ZM219 132V131H218ZM218 132H215V133H218ZM24 133V134H23ZM2 134V133H1ZM43 134V135H44ZM49 134V133H48ZM15 135V136H16ZM217 134H214V137H216L217 138V136H216ZM15 136H10V137H15ZM1 137H3L2 135L0 136V138ZM33 137H31L32 139L30 140V141H32L33 140ZM131 137L135 140H138L139 142H141L142 144H143V147L145 146V148H147V149H149V151H148V153H147V156H146V154L145 155H142L143 154V152H142V150L140 151V153L142 152V154H138V152H139V150L137 149L138 148V144H136V145H128V144H125V145H121V144H119L118 143V139H121L120 141H125L126 142V140L127 139H131ZM23 138H24V136H23ZM78 138L76 139V140H78ZM216 138H213L212 140H213V142L214 143H216L215 141H219V140H217ZM17 139V138H16ZM0 140H2V139H0ZM5 140H6V137H5ZM54 140V139H53ZM75 140V141H76ZM215 140V141H214ZM18 141H20V140H18ZM34 141H35V139H34ZM52 141V140H51ZM107 141V142H106ZM1 142V141H0ZM24 142H26V141H24ZM39 142V141H38ZM64 142V141H63ZM66 142V141H65ZM212 141L210 140V142H209V144H212L211 143ZM3 143V144H2ZM1 144L2 145H0V159H9V158H11L10 156H13L14 157V155H13V153L11 152L12 150L11 149H9V147H10V143H11V145H12V143L13 142H9L8 143V141H5V142H2ZM6 143H7V145H9V147H7L6 146ZM51 143V142H50ZM68 143V142H67ZM33 144V143H32ZM40 144V143H39ZM53 144L55 145V144H58V145H56L57 147L58 146H60L59 144H61V140H58V139H56V140H54V142H52L51 144H47L48 146H44L45 147V149H46V147H48V149H46V150H48V152H49V154L51 153V152H53V150H54V146H53ZM133 144V143H132ZM21 145V144H20ZM22 145H25V144H23V141H22ZM26 145H27V143H26ZM62 145V144H61ZM214 145V144H213ZM13 146H14V144H13ZM32 146H38L36 149H38L39 148V146H41V147H43L41 144L40 145H37V144H33ZM216 146V145H215ZM72 147V148H71ZM217 147V146H216ZM248 147V146H247ZM34 148V147H33ZM34 148V149H35ZM65 148V147H64ZM63 148V149H64ZM66 148V149H67ZM71 148V149H70ZM145 148H144V150H145ZM212 148V147H211ZM213 148L215 149V147L213 146ZM212 148V149H213ZM248 148H250V147H248ZM44 149V150H45ZM72 149H74L73 151V153H72ZM98 149V150H99ZM154 149V151H152ZM213 149V150H214ZM217 149V148H216ZM10 150V151H9ZM45 150V151H46ZM98 150H96V152L98 151ZM56 151V150H55ZM62 151V150H61ZM47 152V151H46ZM46 152H45V154H46ZM47 152V153H48ZM93 152V151H92ZM117 152H121V155L124 157V159H121L120 157H119V155H117ZM156 152H160V155L159 156H156L155 154H156ZM213 152V151H212ZM233 152H235L234 150L232 151V154H233ZM60 153V152H59ZM217 153V152H216ZM63 154V153H62ZM95 154V153H94ZM148 154H150L149 156H148ZM215 154V153H214ZM218 154V153H217ZM217 154H215V155H217ZM51 155V154H50ZM55 156V155H54ZM9 157V158H8ZM50 157V156H49ZM51 157H52V155H51ZM172 157V158H171ZM54 158V157H53ZM63 158V157H62ZM16 159L18 160V158L16 157ZM49 159V158H48ZM96 159V160H95ZM19 161V160H18ZM64 165H66V164H64ZM68 165V164H67ZM175 165V164H174ZM176 166V165H175ZM85 169H87L88 170V172L90 173V176H89V178L87 179L88 181H85L86 180V178L85 177H83V171L85 170ZM86 170V171H87ZM47 172H48V170H46ZM46 172V173H47ZM85 172V171H84ZM46 173H43V174H45L46 175ZM169 173V174H168ZM168 174V176L169 177H166V175ZM174 174V175H173ZM50 174H48V176H49ZM43 176V175H42ZM47 176V177H48ZM43 178H45V176L43 177ZM177 181H179L178 183H177ZM220 181V180H219ZM228 181V186H230L229 184H232L231 186H230V188H229V191L227 192H223V190H219V195H221V196H224V197H227L229 200H228V202H229V207L230 206H233L234 207V203L235 202H233L234 200H233V198H232V192H233V194H234V196L236 195L235 194V192H236V190L234 191V188L236 189V187H237V185H238V183H239V181L238 182H236V180H232V178H231V181H230V178H228V179H226V182ZM45 182V181H44ZM207 182V181H206ZM213 182V183H212ZM231 182V183H230ZM165 183H170L169 185L171 186V187H169V188H171L172 190H170L171 192H172V196L171 195H165V190H164V185H165ZM219 184H220V182H219ZM179 185V186H178ZM178 186V187H177ZM193 186V185H192ZM191 186V184H190V188L192 187ZM209 186V185H208ZM207 186V187H208ZM213 186V185H212ZM233 186V187H232ZM56 188V187H55ZM87 188H89L88 190L90 191V193L89 192H87L86 191V189ZM194 188V187H193ZM211 188V187H210ZM81 189V190H80ZM230 190H231V192H230ZM211 193L214 191L213 189H210L209 190ZM185 192H186V190H185ZM49 194H50V192H48ZM53 194V193H52ZM176 194H178V195H176ZM192 195H194V196H192ZM55 196V195H54ZM189 196V195H188ZM195 196V197H196ZM233 196V197H234ZM43 197V196H42ZM56 197V196H55ZM236 197V196H235ZM234 197V198H235ZM44 198V197H43ZM239 197H237V199H238ZM248 200H249V197H246ZM42 199V198H41ZM40 199V200H41ZM239 200V199H238ZM37 201V203H39V200L37 199L36 200ZM236 201V200H235ZM36 203V204H37ZM44 203H45V201H44ZM200 202L197 200L196 202H194V205H198ZM38 206V205H37ZM49 206V207H50ZM45 208H46V206L45 207H43V209L45 210ZM48 208V207H47ZM46 208V211L48 210V211H50L49 209H47ZM47 211V212H48ZM180 211V214L178 213ZM71 212H74V216L73 217H71V218H69L68 219V215L71 213ZM164 215L167 217L168 216V218H166V217H164ZM50 216H52L51 214H50ZM191 219L193 220V221H191ZM195 223V222H194ZM193 223V224H194ZM76 224H79V225H76ZM91 224H98V225H100V228H104V227H106L107 226V224H110V235H108V237L107 236H105L104 238L102 237L103 235H101L100 237H102L101 239H100V237H99V235L100 234H102V233H100L99 235H98V233H99V228H96L94 225V227L96 228H94V229H92L91 231L90 230H88V228H89V226H91ZM116 224L118 225V226H116ZM142 224H148V226H149V228H150V230L152 231V233H151V238L153 237V239H154V241H153V244L151 243L150 244V246H149V243H148V246H147V243H145L146 242V240H145V238H143L144 236L143 235H145V234H143V231L144 230H142V228H141V226H142ZM113 225H115V227L113 226ZM143 225V226H144ZM93 226H92V228H93ZM146 226V225H145ZM147 226V227H148ZM109 227V226H108ZM107 228V227H106ZM150 230H148V231H150ZM207 230H209V231H211L210 230V228H208ZM98 231V232H97ZM199 231V230H198ZM197 232V233H196ZM145 233V232H144ZM212 233V232H211ZM93 234V235H92ZM94 234H96V235H94ZM39 235V234H38ZM43 235V234H42ZM47 236V235H46ZM51 237V236H50ZM88 237V236H87ZM199 237H200V235H199ZM38 239H35V240H32L29 244L30 245H32V247L33 246H35V248H37V250L38 249H43V248H45V249H48V248H55V250L57 249V251H59L63 256H64V254H67V252H66V250H65V248L61 245V244H57L58 243V241H57V243H55V240L54 239H51V238H49L48 236L47 237H41V236H39V237H37ZM53 238V237H52ZM94 238H92V239H94ZM182 238H183V236H182ZM91 239V242H93V240ZM143 239L145 240V242L143 241ZM218 239V238H217ZM54 240V241H53ZM159 240V241H158ZM180 240V239H179ZM178 240V241H179ZM8 241V240H7ZM6 241V242H7ZM82 241V243L84 242L83 241V239L81 240ZM80 241V242H81ZM86 241V240H85ZM102 241V242H101ZM177 241V240H176ZM183 241V240H182ZM3 242V241H2ZM5 242V243H6ZM25 242H28V240L27 241H25ZM80 242H79V244H80ZM89 242V241H88ZM88 242L86 241V243H83V244H81V249H84V250H81V251H78L77 253H78V256H81L82 258H86V257H88V255H86V250H88V249H86V247H88L87 246V244H88ZM95 242V241H94ZM97 242H95V243H97ZM163 242V241H162ZM8 243V242H7ZM12 243V242H11ZM95 243H93L94 245H95ZM97 243V244H98ZM154 243H155V245H154ZM165 243V242H164ZM167 243V244H166ZM166 243L164 244L166 247V249L164 248V246H163V248H164V250H165V252H167V254L168 255H170L171 256V251H172V246H171V244H170V242H169V240H167L166 241ZM9 244H10V241H9ZM21 246L23 245V242L22 243H19ZM26 244V243H25ZM29 244H27L28 246L26 247V248H22L23 250H26V249H30V245ZM89 244H90V242H89ZM158 244V243H157ZM159 244H160V242H159ZM11 245V244H10ZM20 245H17V242H16V246H19L20 247ZM77 245V244H76ZM92 245V244H91ZM153 245V247L154 248H152L151 246ZM12 246H14V245H12ZM15 246V247H16ZM93 246V245H92ZM91 247V246H90ZM136 247H138V251L135 253V252H131L130 250H131V248H136ZM34 248V247H33ZM50 248V249H51ZM32 249V248H31ZM77 249H78V247H77ZM91 249H92V247H91ZM90 249V250H91ZM158 249V248H157ZM159 249H161V251L163 250L162 249V247L161 248H159ZM178 249H180V248H178ZM14 250L15 251H17L18 252V250L16 249V248H14ZM93 250V249H92ZM135 250V249H134ZM19 251H22L21 249H19ZM26 252V251H25ZM28 252H31V250L30 251H27V253ZM88 252V251H87ZM21 253V252H20ZM27 253L25 254V255H27ZM84 253H85V255L86 256H84ZM21 254H23V252L21 253ZM30 254V253H29ZM76 254V253H75ZM89 254V253H88ZM89 254V256H91ZM83 255V256H82ZM169 256V257H170ZM76 258H78V257H76ZM80 258V257H79ZM12 259V258H11ZM97 260H99L98 258H97ZM167 260V259H166ZM164 261H165V259H164ZM156 263V264H157ZM152 264H155V262L154 263H152Z\"/></svg>",
	"mask_w": 264,
	"mask_h": 264
},
{
	"label": "snow or ice",
	"instance_id": "3",
	"mask_svg": "<svg viewBox=\"0 0 264 264\" xmlns=\"http://www.w3.org/2000/svg\"><path fill=\"white\" fill-rule=\"evenodd\" d=\"M107 7L119 8V7H121V5L113 3L111 5H107ZM138 7H140V5H138ZM156 7H162V8L168 9L169 7H173V5L170 4V3H162L160 5H156ZM210 8H211V6L209 8L201 10L200 14L207 13L210 10ZM92 9L95 10V11H98L99 10V6L92 5ZM223 10H224L223 5H221L217 9H215V12H214V14L211 17V20L216 19L217 16L220 14V12L223 11ZM175 12L180 14V15H184V16H192L193 15V13L185 11V9L183 7V4H176L175 5ZM211 20H209V24H211ZM8 25L10 27H12L11 22H8ZM254 30L255 29H253V31ZM244 31H245V25H244L243 22H241L240 31L239 32H237V33H229L226 36L220 37L219 42L223 43L226 40H229L230 38H233V37L236 38V39H240L241 38V33H243ZM259 37H261L262 40H264V35H260ZM213 38H216V33H213ZM58 39H59V36L56 37V41ZM152 70L156 73L158 79H162L163 78L160 69H157V68H155V66H152ZM164 71L165 72L167 71V64L164 65ZM137 76H139V72H137ZM181 79H183V78L181 77ZM178 110L179 109H177V111ZM225 123H228V121L226 120ZM229 127H231L230 124H229ZM262 134H264V132H262ZM231 135H235V133H232ZM258 143L260 145V148L264 149V142H258ZM0 215H2V213H0ZM113 226L115 227V225H113ZM232 239L235 240L237 242V244L239 245V247L237 249L239 255H238V258L236 259V264H244L245 257L243 256V252H244L243 246L240 245L238 236H233ZM209 243L211 245V249L217 255H220L219 248L223 247V245L222 244H218L217 239L211 234V231H209ZM3 247L4 246L2 244H0V248H3ZM49 250L50 251H55V249H49ZM57 255H59V253H57ZM224 264H227L226 260H225Z\"/></svg>",
	"mask_w": 264,
	"mask_h": 264
}]
</instances>
